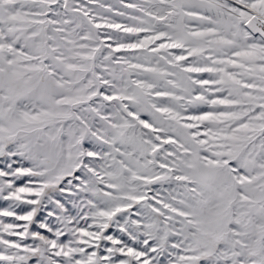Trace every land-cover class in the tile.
I'll return each instance as SVG.
<instances>
[{
  "label": "snow or ice",
  "instance_id": "6c2138e0",
  "mask_svg": "<svg viewBox=\"0 0 264 264\" xmlns=\"http://www.w3.org/2000/svg\"><path fill=\"white\" fill-rule=\"evenodd\" d=\"M0 264H264V0H0Z\"/></svg>",
  "mask_w": 264,
  "mask_h": 264
}]
</instances>
